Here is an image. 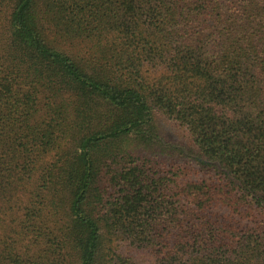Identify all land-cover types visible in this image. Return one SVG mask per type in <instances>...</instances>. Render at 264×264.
<instances>
[{"label":"trees","instance_id":"16d2710c","mask_svg":"<svg viewBox=\"0 0 264 264\" xmlns=\"http://www.w3.org/2000/svg\"><path fill=\"white\" fill-rule=\"evenodd\" d=\"M142 257L264 264V0H0V264Z\"/></svg>","mask_w":264,"mask_h":264},{"label":"rangeland","instance_id":"374dc122","mask_svg":"<svg viewBox=\"0 0 264 264\" xmlns=\"http://www.w3.org/2000/svg\"><path fill=\"white\" fill-rule=\"evenodd\" d=\"M153 132H156L157 139L161 142V147H166V155L176 161L178 165H183L188 163L191 167H195L196 163L190 158H187L184 153H180L181 147L188 145V138L185 136L184 132L178 128L172 126L166 119L160 116H154L153 118ZM155 141V140H154ZM153 143V142H152ZM136 259L138 256L134 254ZM139 260V259H138ZM141 264H149V259L142 257Z\"/></svg>","mask_w":264,"mask_h":264}]
</instances>
